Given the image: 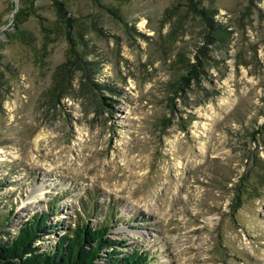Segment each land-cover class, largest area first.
<instances>
[{
  "label": "rangeland",
  "instance_id": "obj_1",
  "mask_svg": "<svg viewBox=\"0 0 264 264\" xmlns=\"http://www.w3.org/2000/svg\"><path fill=\"white\" fill-rule=\"evenodd\" d=\"M45 212V248L264 264V0H0V238Z\"/></svg>",
  "mask_w": 264,
  "mask_h": 264
},
{
  "label": "trees",
  "instance_id": "obj_2",
  "mask_svg": "<svg viewBox=\"0 0 264 264\" xmlns=\"http://www.w3.org/2000/svg\"><path fill=\"white\" fill-rule=\"evenodd\" d=\"M209 12V9L198 8V13L213 31L214 19ZM83 70L87 79L84 87L90 93H94L96 89L101 90V86L95 82L93 70L87 65ZM187 77L189 80L184 78L182 80L190 82V78L197 77L196 65L192 66ZM105 90H108V87ZM107 100L101 99L102 108L111 106L106 103ZM13 215L14 211L11 210L7 218L9 223ZM50 218V212L36 213L32 218L21 223L16 235L8 237L7 240L0 238V264H149L150 262V256L141 250L131 253L119 252L118 249L123 247V244L108 237L110 226L101 225L96 228L90 224V221L83 219L75 223L74 227L68 228L53 246L45 248L39 242L46 236L54 235V228L60 227L48 225ZM91 218V215L88 216V219ZM3 223L0 220V227Z\"/></svg>",
  "mask_w": 264,
  "mask_h": 264
}]
</instances>
